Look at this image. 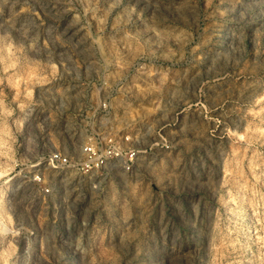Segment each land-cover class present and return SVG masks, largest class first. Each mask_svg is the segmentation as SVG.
<instances>
[{
	"label": "rangeland",
	"instance_id": "rangeland-1",
	"mask_svg": "<svg viewBox=\"0 0 264 264\" xmlns=\"http://www.w3.org/2000/svg\"><path fill=\"white\" fill-rule=\"evenodd\" d=\"M0 264H264V0H0Z\"/></svg>",
	"mask_w": 264,
	"mask_h": 264
},
{
	"label": "built area",
	"instance_id": "built-area-1",
	"mask_svg": "<svg viewBox=\"0 0 264 264\" xmlns=\"http://www.w3.org/2000/svg\"><path fill=\"white\" fill-rule=\"evenodd\" d=\"M114 138L113 136H111ZM115 139V138H114ZM113 140V139H112ZM110 139L95 138L88 141L81 148L83 159H78L71 163L70 159L60 154L50 156L49 160L53 169L63 168L72 165L74 168L90 172L103 169L107 164L124 159L125 169L129 170L134 161V154L125 153L118 141Z\"/></svg>",
	"mask_w": 264,
	"mask_h": 264
}]
</instances>
